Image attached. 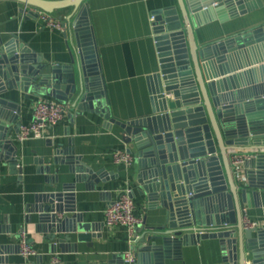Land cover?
<instances>
[{"label":"water","instance_id":"water-1","mask_svg":"<svg viewBox=\"0 0 264 264\" xmlns=\"http://www.w3.org/2000/svg\"><path fill=\"white\" fill-rule=\"evenodd\" d=\"M14 1L38 9L28 12L34 18L39 11L67 13L57 19L70 62L48 66L28 43L0 36V94L19 90L25 98L47 96L69 103L70 117L95 114L105 129L121 128L138 167V192L157 222L147 226L144 217L135 228L133 264H164L172 250L180 254L183 246L204 239L218 240L224 264H264V230L244 228L236 218L239 203L249 198L247 187L264 184V24L203 45L194 32L235 19L261 1L176 0L153 10L158 70L146 76L150 113L125 122L110 113L86 0ZM19 111L17 102L0 98V161L11 168L18 166L12 135L21 127ZM229 151L255 154L235 172ZM44 156L35 163L51 187V166L66 164L70 173L82 174L60 190L36 195L28 206L54 253L64 249L70 233L88 240L95 229L76 210L75 183L105 178L75 155L71 138ZM56 234L63 237L54 241ZM1 249L0 264H9Z\"/></svg>","mask_w":264,"mask_h":264},{"label":"crops","instance_id":"crops-1","mask_svg":"<svg viewBox=\"0 0 264 264\" xmlns=\"http://www.w3.org/2000/svg\"><path fill=\"white\" fill-rule=\"evenodd\" d=\"M262 5L235 19L219 23L211 22L194 30L198 45L209 44L234 34L264 24V0ZM93 38L98 55L101 75L105 84L111 116L125 122L150 113L146 76L158 70V56L153 40L151 13L153 10L172 6L176 0H86ZM24 4L14 0H0V36L3 39L15 35L28 43L33 53L40 56L43 64L65 65L70 62L68 40L63 32L45 26L39 18L22 16ZM57 14H67L58 12ZM57 14L52 16L57 19ZM257 66V65H256ZM43 97V96H42ZM3 100H12L20 106L21 126L30 124L34 101L19 90H7L0 94ZM43 98L54 100L50 97ZM57 101V100H55ZM58 102V101H57ZM61 122L45 130L44 138H28L15 142V158L18 166L11 168L0 161V248L9 264H51L56 254L67 264H127L125 253L133 251L135 240L129 237L123 226H107L104 210L122 190H130L135 210L146 225L156 224L155 212L148 210L146 198L139 194L138 167L135 162L126 168L114 163L112 153L127 150L121 128L103 127V119L95 114L69 116L71 105ZM72 139L74 153L81 162L93 170H102L105 180L95 182L81 179L75 183L74 205L83 215L84 222L95 226L88 240H78L76 233L69 234L64 249L52 253L45 233L37 227V214L29 212L38 194L60 190L65 182H74L82 174L70 173L66 164L51 166L52 182L38 171L36 158L53 155L57 144L66 145ZM49 145V146H48ZM246 157L255 153L229 151ZM253 154V155H250ZM134 156V155H133ZM48 157V156H47ZM44 156V159L47 160ZM230 160V159H229ZM45 162V161H44ZM22 168V173H19ZM58 170V174L54 173ZM87 174V173H86ZM55 177V179H54ZM231 180V179H230ZM264 185V184H263ZM247 187L249 198L240 202L236 218L243 226L244 217L255 223L256 229L264 230V186ZM162 212V211H161ZM163 213V212H162ZM244 227V226H243ZM245 228V227H244ZM24 233L36 254L25 260L19 255L20 234ZM92 234L96 235L92 237ZM63 234H56L62 238ZM75 246V249L73 248ZM134 257L135 253L133 251ZM164 264H224L218 240L204 239L183 246L180 254L172 250V257ZM238 264V263H235ZM246 264H250L246 261Z\"/></svg>","mask_w":264,"mask_h":264},{"label":"built area","instance_id":"built-area-1","mask_svg":"<svg viewBox=\"0 0 264 264\" xmlns=\"http://www.w3.org/2000/svg\"><path fill=\"white\" fill-rule=\"evenodd\" d=\"M38 9L25 5L22 10V16L28 15V12H37ZM38 18L49 28L57 29L64 32V28L60 20L52 15L39 11ZM153 21V16H151ZM69 105L60 103L55 100L38 97L33 104L32 120L30 124L21 126L16 136L19 142L28 138H44L45 130L51 126L61 122ZM112 158L115 164L130 167L134 162V156L127 150H116L112 153ZM247 157L241 154H232L230 156V164L235 172L238 167ZM104 221L107 226L119 225L127 229L131 240L134 237L135 228L141 224L142 220L137 215L135 205L131 197L130 190H122L116 194L115 199L104 210ZM243 226L245 228L255 227V223L244 217ZM36 254L31 247L24 233L20 234L19 239V255L27 260ZM127 264H133L135 257L133 251H128L124 255ZM51 264H67L63 262L58 255L54 254L51 257Z\"/></svg>","mask_w":264,"mask_h":264}]
</instances>
